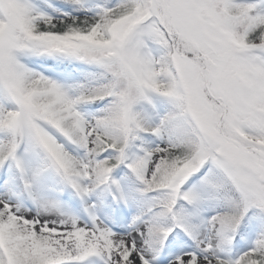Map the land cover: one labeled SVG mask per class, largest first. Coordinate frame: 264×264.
Masks as SVG:
<instances>
[{
    "label": "snow or ice",
    "instance_id": "1",
    "mask_svg": "<svg viewBox=\"0 0 264 264\" xmlns=\"http://www.w3.org/2000/svg\"><path fill=\"white\" fill-rule=\"evenodd\" d=\"M0 264H264V0H0Z\"/></svg>",
    "mask_w": 264,
    "mask_h": 264
}]
</instances>
